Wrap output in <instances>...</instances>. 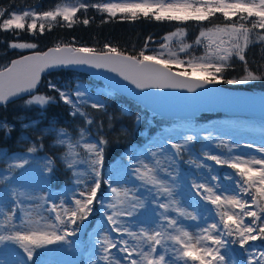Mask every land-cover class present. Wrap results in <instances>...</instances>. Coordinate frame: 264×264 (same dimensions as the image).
<instances>
[{
	"label": "snow or ice",
	"instance_id": "snow-or-ice-1",
	"mask_svg": "<svg viewBox=\"0 0 264 264\" xmlns=\"http://www.w3.org/2000/svg\"><path fill=\"white\" fill-rule=\"evenodd\" d=\"M89 8L109 18L121 14L123 19L133 21L144 17L157 22L203 24L219 14L223 22L201 27L192 43L185 40L186 30L177 28L165 34L158 49L151 54H148L149 37L136 54L106 43L102 50L57 44L44 52L20 55L0 65V107L6 108L24 99L26 107L38 105L46 109L57 101L54 96L36 92L41 74L48 69L70 66L104 69L140 92L180 89L195 93L207 85L264 80V70H253L246 58L250 45L264 47V0H103L96 3L81 0L75 6L57 4L42 12L34 8L21 11L0 8V31L18 35L20 31L35 34L38 29L43 35L46 26L51 30L56 23L66 22L71 27L77 22V12L80 9L87 12ZM82 22L87 26L90 21L85 17ZM37 47L33 42L8 43V48L20 52ZM198 47L204 49L203 55L193 54ZM234 58L243 65L242 75L226 78L224 73L233 67ZM48 88L58 95L59 102L69 107V115L79 118L83 125L73 136L66 128H57L55 121L49 122L48 127L38 129L35 140L27 137L20 141L28 145L26 152L8 163V169H25L34 163L35 154L43 149L45 138L50 136L53 145L63 149L58 159L71 171L77 187L69 189L70 198L65 195L59 202L51 194L36 196L28 191H21L19 195L14 191L11 205L0 198V244L6 241L15 244L27 261H32L36 249L72 243L68 238L77 235L81 222L87 220L94 205L99 204L107 223L95 234L92 264H240L232 254V246L248 254L247 264H264V249L257 250L249 244L264 239V146L255 147V152L261 154L259 157L233 153L223 140L215 144V147L228 148L223 155L202 149L203 160L233 170L224 176L231 187L218 183L219 177L211 174V165L198 158L189 161L196 168H207L211 181H217L211 183L207 177L202 182L192 181L195 196L211 205L208 211L214 212L212 222L198 224L197 231L193 232L182 220L196 221L198 216L176 199V164L183 153L191 154L189 145L199 136L198 132L182 135L178 142H156L146 152L125 153L128 159L122 161L121 167L126 179L114 180L110 174L103 173L105 152L111 141L104 135L103 121L98 122L87 111L91 108L107 116L106 105L79 85L66 91L50 81ZM108 120L111 129L112 117ZM37 123L33 121L23 127L36 130ZM93 126H96L95 134L91 131ZM2 127L9 133L12 131L7 124ZM204 139L212 142L214 137L209 131ZM8 159V153L0 152V161ZM55 163L56 159L45 158L43 175L46 178L54 175ZM10 178L5 174L0 176V181ZM102 185L107 186L104 199L100 198ZM24 200L34 202L33 211L25 213V218L17 222V209L23 211ZM39 202L46 204L44 212L53 215L34 213L41 206ZM147 204H151L150 214ZM246 218L250 219L246 222ZM27 261L22 260L21 264Z\"/></svg>",
	"mask_w": 264,
	"mask_h": 264
},
{
	"label": "trees",
	"instance_id": "trees-1",
	"mask_svg": "<svg viewBox=\"0 0 264 264\" xmlns=\"http://www.w3.org/2000/svg\"><path fill=\"white\" fill-rule=\"evenodd\" d=\"M67 2L70 4H79L81 0H0V8L9 10H22L25 8H34L38 12L52 9L60 2ZM103 0H86L88 3L102 2ZM89 19V24H83L84 18ZM76 20L71 27L64 23H56L48 30L47 26L43 35L37 29L35 34H30L27 31H20L19 34L14 32L0 31V65L9 63L13 58L32 52L44 51L49 47L57 44H69L74 47H93L97 50H102L107 43L111 46L117 47L119 50L129 54L138 53L145 44V41L151 37V42L148 45V54L158 49L162 43V37L175 31L177 28H184L186 30L185 40L192 43L201 27H211L213 24H220L223 18L217 15L210 21L198 24L195 22H188L185 24H177L175 22H157L152 19L140 17L137 20L123 19L121 16L109 18L107 14H102L95 9L89 8L87 12L80 9L77 12ZM63 24V26H61ZM33 42L38 45L34 50H25L20 52L8 48L9 42ZM194 55H203V48H195ZM181 56H183L181 54ZM246 58L249 67L253 70H264V47L259 44L250 45L246 50ZM243 65L240 61L233 59V67L227 70L224 75L226 78H238L242 75ZM80 76L83 81L91 86L101 87L102 84L89 79L85 75H81L71 71H59L43 76L42 83L36 90L38 94L56 97L55 103H50L46 109H41L38 105L28 106L24 105V99L15 103L9 104L6 108L0 107V122L9 125L12 131L9 133L5 128H0V149H7L9 152L15 151L20 142L21 131H19L18 118L25 116L28 122L36 121V130L29 128L27 130L28 137L35 140L39 134L38 129L49 126V122L55 121L57 128H66L69 132L77 133V129L83 125L79 118H73L69 115V107L59 102L58 95L48 88L50 80L57 83L60 79L65 83L66 87L71 90L72 82L68 79L69 76ZM60 78V79H59ZM219 85L227 87L242 88L251 91H264V80L250 82L240 85H230L218 83ZM107 95L103 97V103L107 108V116L95 110L88 108L87 111L92 113L99 121H103L104 135L111 141L105 152V165L111 163L118 158H121L128 151L139 150L143 148L148 141V138L154 136V133L162 128L167 122L159 117L150 115L146 110L118 94L108 91ZM94 93V89L91 88ZM112 117L113 127L109 129L108 117ZM207 117V116H206ZM123 129L124 131H121ZM95 134L96 126L91 129ZM53 139L49 136L44 140V147L38 151L39 155H45L56 159L55 173L50 177V183L56 187L58 184L66 183V177L61 173L59 167V160L57 155L62 150L52 145ZM59 167V169H58ZM107 191L106 187L102 185L100 194Z\"/></svg>",
	"mask_w": 264,
	"mask_h": 264
},
{
	"label": "rangeland",
	"instance_id": "rangeland-1",
	"mask_svg": "<svg viewBox=\"0 0 264 264\" xmlns=\"http://www.w3.org/2000/svg\"><path fill=\"white\" fill-rule=\"evenodd\" d=\"M59 4H68L73 6L78 5L69 4L66 2H61ZM117 16H121V14H117ZM63 23L66 24V22ZM68 79L72 82V89L77 85L87 88L88 90L89 88H93L94 93H91L89 90L90 94L94 97H98L102 102V96L108 94L104 88L88 85L84 83V81L78 76L71 75L68 77ZM55 84L68 91V88L61 79L58 84ZM231 85L236 86L240 84ZM17 120L19 123V131H21V141L22 139L28 137L27 130L30 128H24L23 125L31 124L32 122H28L25 116H20ZM2 125H4V123L0 122V128H2ZM161 129V135H154L148 138V141H146V144L143 148L134 150L133 152L137 154L146 152L151 148V145L156 142L163 140L178 142L182 138V135L192 134L193 132L199 133V136L195 139L194 143L189 145L191 154L187 152L183 153V158L181 159L182 163H180L179 160L176 164V199L180 200L188 207L189 211H193V214L198 216V220L196 221L188 219L182 220V223L189 230L195 232L197 231L198 224L212 222L214 218V212L208 211L211 209V205L205 204L204 201H200L199 197L195 196V191L191 188L193 179H195L197 182H202L204 178L207 177L211 183H217V181H211V174H215L219 177V184H222L226 187L232 186L230 181L224 179V176L226 173H232L233 170L228 169L226 166H217L213 161L203 160L202 149H210L215 154L223 155L228 152V148L215 147L217 142L223 140L227 141L228 146L229 148H232L233 153L243 154L245 157H247L248 154H254L255 156L259 157L261 154L255 152V147L264 146V125L258 121L244 120L241 118L225 119L222 118V116L217 118V116L213 114L211 117H205L204 120L202 119L199 121L197 119L190 121H173L162 126ZM209 131L214 137L212 142L204 139V136L207 135ZM75 135L76 134H74V136ZM245 145H252L253 147H245ZM27 147V144H20L13 152H9L7 149H0V152L8 153L9 157L7 161H0V176L8 174L11 177L7 181H0V198H2L5 203L9 205L13 203L11 197L14 191L17 195H19L21 191L33 192L36 196L51 194L56 202H59V200L65 195L70 198L72 192H70L69 189H76L77 186L73 183L74 177L71 171L66 170L60 161H58L59 167L61 169V173H63V175L66 177V183L58 184L54 188L50 186L49 177L46 178L43 175V166L45 163V158L47 157L45 155H39L36 153L34 163L26 166L25 169H13L9 171L8 163H11L16 156L25 153ZM62 151L63 149L59 151L57 159L61 155ZM130 152L132 151H128L127 153ZM197 158L202 160L205 164L212 166L211 174H209V170L207 168H196L195 164L189 163L190 160H195ZM127 159L128 157L124 155L123 157L118 158L111 163H107L106 165L104 163V175L108 176L110 174L114 180L126 179V177L123 175L121 164L122 161L127 162ZM123 186L124 185H122V187ZM105 187L107 189V186ZM109 195L111 194L109 193ZM144 195L146 196L147 194L145 193ZM100 198L104 199V194H100ZM148 199L150 200L151 197ZM33 203V201H23V211L19 208L17 209V222L25 218V213L33 211ZM39 203L41 206L36 208L34 213L40 212L43 213L44 216L53 215L51 213L44 212L46 204L43 202ZM146 210L150 214L151 204L146 205ZM248 219L250 218H246V222ZM106 223L107 221L104 218V209H102L99 204H95L93 213L88 217L87 220L81 222L80 231L77 233V235L68 238L72 241V243L50 245L43 249H36L33 254L32 261L27 264H92L93 254L94 251H96V249H94V245L96 243L95 234L100 230L101 225ZM80 233H82L81 236H79ZM112 235L115 236L114 233ZM249 244L254 245L257 250L264 249V239L250 241ZM232 247V254L234 258L239 261L240 264H247L248 254L245 253L244 250L239 249L238 246ZM22 254V250L11 242L6 241L3 244H0V264H21L22 260L25 261Z\"/></svg>",
	"mask_w": 264,
	"mask_h": 264
},
{
	"label": "water",
	"instance_id": "water-1",
	"mask_svg": "<svg viewBox=\"0 0 264 264\" xmlns=\"http://www.w3.org/2000/svg\"><path fill=\"white\" fill-rule=\"evenodd\" d=\"M60 70H70L87 75L109 87L113 92L132 100L151 114L166 120L193 119L205 113H214L251 117L264 121L263 92L232 89L217 84L197 89L195 93L180 89H146L140 92L113 73L87 66L48 69L41 74V79L43 75Z\"/></svg>",
	"mask_w": 264,
	"mask_h": 264
}]
</instances>
